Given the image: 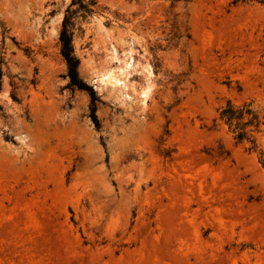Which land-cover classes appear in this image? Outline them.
<instances>
[{
  "label": "rangeland",
  "instance_id": "374dc122",
  "mask_svg": "<svg viewBox=\"0 0 264 264\" xmlns=\"http://www.w3.org/2000/svg\"><path fill=\"white\" fill-rule=\"evenodd\" d=\"M95 1L72 48L99 128L71 0H0V264H264V135L214 121L264 107V5Z\"/></svg>",
  "mask_w": 264,
  "mask_h": 264
},
{
  "label": "trees",
  "instance_id": "16d2710c",
  "mask_svg": "<svg viewBox=\"0 0 264 264\" xmlns=\"http://www.w3.org/2000/svg\"><path fill=\"white\" fill-rule=\"evenodd\" d=\"M256 3L264 5V0H231L232 5ZM71 7H76L71 10ZM96 8L95 0H71L65 9L58 41L60 44V55L66 65V76L69 85L87 93L90 105L89 116L96 128L100 127L95 115L97 97L91 87L87 86L79 77L77 72L78 59L75 57L72 48L73 28L77 15L81 20L86 19L94 13ZM214 121L221 123L231 135L235 143L248 144L247 151H257V135H264V107H255L252 101L240 105H233L229 101L222 106ZM260 166L264 170V159L260 160Z\"/></svg>",
  "mask_w": 264,
  "mask_h": 264
},
{
  "label": "bare ground",
  "instance_id": "6f19581e",
  "mask_svg": "<svg viewBox=\"0 0 264 264\" xmlns=\"http://www.w3.org/2000/svg\"><path fill=\"white\" fill-rule=\"evenodd\" d=\"M116 87H117V86H116ZM116 87H115V85H113V84L111 85V89H112V90L116 89Z\"/></svg>",
  "mask_w": 264,
  "mask_h": 264
}]
</instances>
